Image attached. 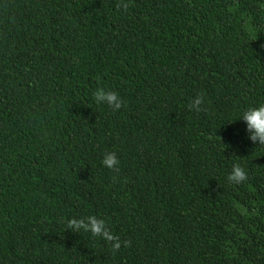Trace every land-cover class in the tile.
Returning a JSON list of instances; mask_svg holds the SVG:
<instances>
[{
  "label": "trees",
  "instance_id": "trees-1",
  "mask_svg": "<svg viewBox=\"0 0 264 264\" xmlns=\"http://www.w3.org/2000/svg\"><path fill=\"white\" fill-rule=\"evenodd\" d=\"M260 103L264 0H0V264H264Z\"/></svg>",
  "mask_w": 264,
  "mask_h": 264
},
{
  "label": "clouds",
  "instance_id": "clouds-1",
  "mask_svg": "<svg viewBox=\"0 0 264 264\" xmlns=\"http://www.w3.org/2000/svg\"><path fill=\"white\" fill-rule=\"evenodd\" d=\"M126 7V6H125ZM93 100L97 105H107L113 111L122 108L124 101L122 97L112 90L100 88L93 93ZM203 103V98L197 96L190 104V108L196 111L200 110ZM234 120H242L246 126L248 139L254 145L264 146V103L249 106L242 110ZM102 165L114 172H119V159L115 152H105L102 160ZM248 179L245 169L241 166L233 165L227 175V180L232 184H242ZM65 227L72 231H83L90 233L92 236L101 237L110 243L114 251H119L121 245L128 247L130 241H122L118 235L113 234L106 222L102 218L96 216H88L84 218L70 217L65 221Z\"/></svg>",
  "mask_w": 264,
  "mask_h": 264
}]
</instances>
